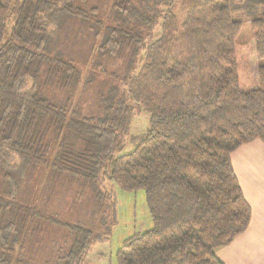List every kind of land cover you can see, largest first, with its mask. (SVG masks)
Wrapping results in <instances>:
<instances>
[{
  "label": "trees",
  "instance_id": "16d2710c",
  "mask_svg": "<svg viewBox=\"0 0 264 264\" xmlns=\"http://www.w3.org/2000/svg\"><path fill=\"white\" fill-rule=\"evenodd\" d=\"M254 141L264 0H0V264H90L117 222L106 180L153 221L117 264H224L252 216L232 155Z\"/></svg>",
  "mask_w": 264,
  "mask_h": 264
},
{
  "label": "rangeland",
  "instance_id": "374dc122",
  "mask_svg": "<svg viewBox=\"0 0 264 264\" xmlns=\"http://www.w3.org/2000/svg\"><path fill=\"white\" fill-rule=\"evenodd\" d=\"M234 18L243 22L242 33L239 39L241 44H243L244 54L251 55L254 47V35L251 21L242 14H236L234 15ZM252 63H255V56L252 57ZM147 129L148 115L144 112L138 111L134 117L131 133L139 135ZM132 149L133 145L127 144L123 153H128ZM104 185L106 189H112V192L116 196L117 222L112 227L110 234L105 237L100 236L102 240L93 243L88 249L85 258L90 264H117L116 255L123 242L132 235L142 233L153 226L144 190L141 189L135 192L124 191L118 185H112V183L107 180L104 181ZM59 198L69 199V195L64 193L61 188L60 190H57L55 197H51L49 205L55 207L53 205L54 203L57 208H62V203H58ZM62 232L66 233L65 231ZM61 238L62 235H59V240H61ZM44 251H47V249L40 248L36 252L42 253ZM45 253L47 254V252Z\"/></svg>",
  "mask_w": 264,
  "mask_h": 264
},
{
  "label": "crops",
  "instance_id": "0c3cea01",
  "mask_svg": "<svg viewBox=\"0 0 264 264\" xmlns=\"http://www.w3.org/2000/svg\"><path fill=\"white\" fill-rule=\"evenodd\" d=\"M234 171L252 209L248 230L215 252L224 264H264V143L254 141L232 155Z\"/></svg>",
  "mask_w": 264,
  "mask_h": 264
}]
</instances>
